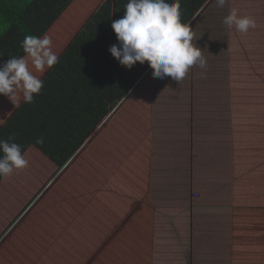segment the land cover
Returning a JSON list of instances; mask_svg holds the SVG:
<instances>
[{"label":"rangeland","instance_id":"374dc122","mask_svg":"<svg viewBox=\"0 0 264 264\" xmlns=\"http://www.w3.org/2000/svg\"><path fill=\"white\" fill-rule=\"evenodd\" d=\"M98 1L77 0L55 23L50 38L61 50L83 24L82 16L88 9H94ZM247 1L256 4L249 7L244 4ZM238 5L246 7L245 14L256 21L257 27L250 29L249 35L260 34L259 37L239 40L242 34L228 30L223 24L230 8ZM192 23L193 43L201 49L206 69L198 67L194 74L187 75L189 81L185 83L171 77L144 75L138 82L142 83L139 88L132 92L137 83L111 112L114 115L104 129L98 134L95 130L68 163L58 167L42 150L29 148L27 152H31L33 159L30 168L22 169L24 173L18 179L0 183V227L5 224L8 229L17 217L10 229L21 223L15 232L0 230V264H65V260L72 256L76 260L84 253L94 261L97 256L92 254L98 247L110 257L108 264H158L178 250L186 232L181 222L189 219L187 211L193 198L197 207L207 204L237 207L244 203L264 210V57L256 54L264 47L261 29L264 0H228L220 9L214 2ZM229 46L230 65L223 72L220 62L224 48ZM248 58L252 62L257 58L262 61L248 64L245 61ZM92 88L90 101L94 102L97 83ZM213 94L215 100L207 98L212 110L198 107L205 96ZM200 111H205L202 116L209 120L210 126L207 143L194 156L197 167L192 178L188 162L193 154L190 148L178 147L182 145L178 134L183 130L185 144L189 143L191 126L195 127L190 114L201 115ZM121 113L126 120L119 116ZM79 117L76 112H68L69 125L83 126ZM100 151H105V156H99ZM178 151L187 159L184 168L176 166V161L182 158ZM117 153L123 162L115 163ZM98 157L107 160L116 171L114 176L107 175V190L114 191L112 200L119 197V192L121 197L109 207L97 198V185L93 183H97V172L91 174L97 170ZM131 159L134 168L128 175ZM110 178L121 185L120 190L110 186L114 183ZM178 178L181 181L176 190ZM24 197L26 201L22 203ZM31 208L32 212L27 214ZM260 213L259 221L252 216L253 223L240 227L244 229L241 238L237 222L228 226L230 261L238 257V240L253 243L260 234L264 211ZM206 227L207 234H211L214 227ZM209 251L219 253L216 248Z\"/></svg>","mask_w":264,"mask_h":264},{"label":"trees","instance_id":"16d2710c","mask_svg":"<svg viewBox=\"0 0 264 264\" xmlns=\"http://www.w3.org/2000/svg\"><path fill=\"white\" fill-rule=\"evenodd\" d=\"M73 1L0 0V65L12 57L24 56L21 43L25 36L43 37L50 32ZM207 1L180 0L181 22L190 23ZM126 3L127 0H101L97 4L59 52V62L40 78L44 87L33 103L22 100L20 107L0 123V139L13 137V142L22 146L23 155L34 146L58 167L69 162L150 69L147 62L128 69L109 52L118 43L112 22L123 17ZM52 47H58L55 40ZM96 83L97 101L91 102V90ZM67 109L70 110L65 113ZM70 111L80 114L83 126L69 125ZM40 138L43 144L36 143Z\"/></svg>","mask_w":264,"mask_h":264},{"label":"clouds","instance_id":"9594fccd","mask_svg":"<svg viewBox=\"0 0 264 264\" xmlns=\"http://www.w3.org/2000/svg\"><path fill=\"white\" fill-rule=\"evenodd\" d=\"M215 3L223 8L228 0H215ZM181 15L180 0L171 3L127 0L123 17L111 25L118 43L109 48L110 54L128 69L147 62L153 77H171L177 82L183 80L193 66L206 69L207 61L201 49L194 45V33L188 24L181 22ZM222 22L228 30L241 34L257 27L254 18L240 15L236 8H230ZM21 48L24 56L12 57L0 65V95L7 97L16 108L20 107L21 95L24 103L31 104L44 87L33 70L43 73L59 62L47 34L43 37L26 35ZM13 140V137L0 139V180L25 169L29 163L22 154V146ZM36 143L43 144V138Z\"/></svg>","mask_w":264,"mask_h":264},{"label":"crops","instance_id":"0c3cea01","mask_svg":"<svg viewBox=\"0 0 264 264\" xmlns=\"http://www.w3.org/2000/svg\"><path fill=\"white\" fill-rule=\"evenodd\" d=\"M76 1L77 0H74L71 3V5L63 13V15L70 8H72L74 6ZM100 1L101 0H99L98 3ZM214 2H215L214 0H208L207 3L198 11L199 13L197 12L198 13L197 16L195 17L196 14L194 15L195 18L193 17L191 19L190 23H188V25L192 28V24H193L192 22L197 20L203 14V12L206 8L207 9H208V7L211 8V6L214 5ZM252 3L256 4L255 2H252ZM252 3L250 1H247L244 4H246L249 7L255 6ZM232 7L238 9L240 11V13H239L240 15L250 16L248 14H245L244 10H247L246 7H241L240 5L232 6ZM95 8H96V6H95ZM94 9H88L86 11V13L82 16L83 22L86 20V18L90 15V13ZM215 10H218V9H215ZM253 14L254 13H252L251 15H253ZM261 29H263V33H264V28H261ZM192 31L195 32L194 28L192 29ZM46 34L50 37L51 31L46 33ZM259 35H255V36L259 37ZM246 36L255 37V36L249 35V33H247V35L242 34L238 38H239V40L240 39L246 40ZM236 40H237V38H236ZM230 49H232L231 46L225 47L223 50L224 57L221 59V62H220L221 63L220 65L223 66V72H226L229 65H230V59L227 58V54H228V51ZM52 50L57 54V56H58L59 52H61V49H59L58 47H56L55 50L52 47ZM256 54L259 57H264V47H262L260 50L256 51ZM245 61L248 64H250L252 62V59L248 58ZM261 61H262V58H257V61L254 60L252 63L261 62ZM208 65H210L209 62H208ZM29 66L31 67V65H29ZM197 68H198V66H194V68L192 70V67H191L189 69L188 74H191L192 72L194 74V72L197 71ZM151 71H152L151 68L147 71V73L145 74L146 78L148 77L149 74L152 78ZM44 73L45 72L40 73V72H35L33 70V74L39 78H41ZM187 75L182 80V82L185 83V82H187V80L189 81V78L187 79ZM152 82H154V81L151 79V85L150 86L153 85ZM141 84L138 83V86H136L132 92L134 93V90L135 89L137 90ZM201 98H203V97H201ZM205 98H204V100L199 102L198 107L206 108L207 110H212V108L208 107L209 101L207 98H210L209 100H215L214 94L213 95H207V96H205ZM127 99H125V100H127ZM22 100H23V98L21 95L20 96V102ZM127 105L130 109L131 105H129L128 103H127ZM15 108L16 107L14 106V104L7 97L0 95V123L4 119H6L8 117V115ZM123 113L119 114V116L122 118H123ZM129 113H130V111H129ZM203 113H205V111H202L201 115L199 112H193L190 114L191 120L195 121V127L191 126L190 133L188 134L189 135V143L188 144H185L186 135L183 133V130H180V132L178 134V138L181 136V142H182V145L178 146V147L184 148V146H185L186 148H190V151L193 154L191 157V162H188V166L192 169L190 172V177H192V176L195 177V174H196L195 168L197 166L195 165L194 156L198 153V148L202 144L205 145L207 143L206 138L208 137V128L210 126L209 125L210 122H209V120L205 119L206 117L202 116ZM113 115H114V113H112V114L110 113L108 115L109 118L107 117L108 119L106 118L103 121V123L101 124V126H99V128H97V134L100 133L104 129V125L107 122H109V120L111 119V117ZM123 119L126 120V116ZM138 137L141 138L140 133H138ZM130 146H131V141L128 145V148ZM30 148H36V147L32 146ZM130 152H132V150ZM178 153H180L182 155V158L179 159L178 161H176V166L179 168H184V167H186L185 162L187 163V159L181 151H178ZM30 154H31V152H27V151L24 154L25 159H27L29 162L27 169L30 168L31 161H33V159L30 157ZM99 156H105V151H100ZM201 157H206V156H201ZM114 158H115L114 159L115 163H119V162H121V160H122V162L124 161L123 157H121L120 154H118V153H117L116 157H114ZM124 164H126V163H124ZM112 165L114 166V163ZM131 168H134L132 159H131V164H130V167L128 170L129 171L128 175L131 172L130 171ZM112 171H113V169L111 168V166L107 162V160L105 162V160L98 157V159H97V170L94 169V170H92V173H91V174H93V173L97 172V177H95V179H97V182H98V184H97V198L101 199V201L104 203V205H106L108 207L110 204H112V202H113V205L118 203L119 197H121V194L119 192V197L112 200L111 196H115V193H113L114 192L113 190H110V192H109V190H107V188L109 186L108 184H106V183H108V178L107 179H105V178L109 176V173H110V176L111 175L114 176L116 171L115 170L113 172ZM22 173H24L23 170H19V171L15 172L9 178L1 180L0 183L5 184V182L8 179H9L8 182H10L12 179L16 180L20 177V175ZM180 175H181V173L179 172L178 177ZM124 176L127 177V174H125ZM113 179L117 180L119 182V180L116 177H113ZM113 179L110 178V180L114 181ZM131 179H132V181H134V175L131 177ZM180 181H181V179L178 178L177 179V186L174 183V185L176 186V190H179L178 185H180ZM118 182L114 181V183H110V186L113 188H114V186H116V189H119L120 186L115 185V183L119 184ZM124 182L126 183V180ZM50 188L51 187H49L46 190V192ZM121 189H122V191H126L123 187ZM245 197H247V199H248V196H243L242 198L246 199ZM191 198H193V197H191ZM25 199H26V197H24V201L22 203H24L26 201ZM193 199H192V202L189 204L190 208L187 211L188 215H189V219L188 220H182V222H181L182 224H184L182 229H185L186 232L183 235V237L180 239V244L178 246V250H175L171 254V255H173V257L170 258L171 255H168V257L164 258L158 264H264V222L261 224L262 227L260 230V234L258 235V237L256 238V240L253 243L252 242H243V239L238 240V242L236 243L237 249H238V257L234 256V257H232V261H230V256L227 254V252H228L227 248H228V245H230L228 243V240H227V239H230V237H229L230 233L228 230V226L231 227V224L235 225V223L237 222V225H238L237 234L241 238V232L244 229H241L240 227L244 226V228H245V226L249 222L253 223L252 218H251L252 216H255L259 221L260 216H261L260 212L264 211V210H261V208H257L254 205H249V204L243 205L244 203L239 204L237 207H236V205H226V204H216V205L215 204H213V205L207 204V205H203V207H197L195 204V199L194 200ZM204 206L206 208H204ZM240 206H242V207H240ZM247 206L255 208V210L254 211L248 210ZM238 208H239V210H238ZM26 210L27 209H25V211ZM25 211H23L21 216L25 213ZM31 212H32V208L27 214H30ZM97 214H98V212H97ZM11 218H9V219H11ZM18 219H19V217L16 218V220L13 222V224L16 223ZM19 223L16 226H14L12 229H10V227L13 224L11 226H9L8 229H7V227L5 228V224H4L2 227H0V230L4 229V233H7V231H9V232L14 231L15 232L18 229V226H20ZM206 226H213L214 227V229L211 231V234H209V235L206 232V231H208V229H206L207 228ZM251 226H252V224H251ZM202 227H204L205 229H203V231L198 232V229L202 228ZM224 232H225V240L223 241L222 237H223ZM200 233H201V235H200L201 237H199ZM210 248L219 249V253L217 255L212 254L209 251ZM85 254L86 253H84L83 257H79L76 260H73L74 256H72L69 259V261L65 260L64 263L65 264H108L107 262L110 260V257L107 256V252H104L101 247H98L97 252L96 253L94 252L92 254V255L97 256V258H95L94 261H92L91 258L89 259V257L86 258ZM170 259H172V260H170ZM20 264H22V263H20Z\"/></svg>","mask_w":264,"mask_h":264}]
</instances>
